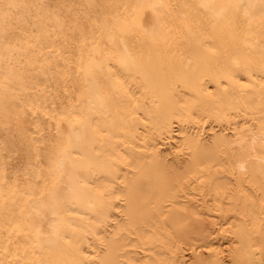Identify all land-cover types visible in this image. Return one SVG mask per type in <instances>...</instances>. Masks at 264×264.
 I'll return each mask as SVG.
<instances>
[{
	"label": "bare ground",
	"instance_id": "6f19581e",
	"mask_svg": "<svg viewBox=\"0 0 264 264\" xmlns=\"http://www.w3.org/2000/svg\"><path fill=\"white\" fill-rule=\"evenodd\" d=\"M0 264H264V0H0Z\"/></svg>",
	"mask_w": 264,
	"mask_h": 264
},
{
	"label": "rangeland",
	"instance_id": "374dc122",
	"mask_svg": "<svg viewBox=\"0 0 264 264\" xmlns=\"http://www.w3.org/2000/svg\"><path fill=\"white\" fill-rule=\"evenodd\" d=\"M21 148H22V146H21ZM24 154H25V151L23 149H21L20 155L18 156L17 153H16L13 161L15 163L16 162H20L22 164L25 161V158H23Z\"/></svg>",
	"mask_w": 264,
	"mask_h": 264
}]
</instances>
